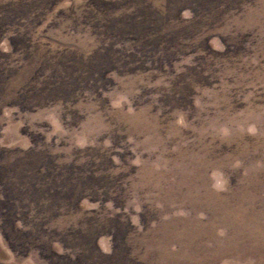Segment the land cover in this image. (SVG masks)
<instances>
[{
  "label": "rangeland",
  "instance_id": "obj_1",
  "mask_svg": "<svg viewBox=\"0 0 264 264\" xmlns=\"http://www.w3.org/2000/svg\"><path fill=\"white\" fill-rule=\"evenodd\" d=\"M0 264H264V0H0Z\"/></svg>",
  "mask_w": 264,
  "mask_h": 264
}]
</instances>
